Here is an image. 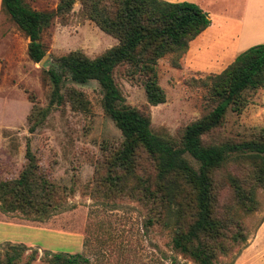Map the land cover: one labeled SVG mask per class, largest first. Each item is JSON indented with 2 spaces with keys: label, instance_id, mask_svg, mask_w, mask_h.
<instances>
[{
  "label": "rangeland",
  "instance_id": "374dc122",
  "mask_svg": "<svg viewBox=\"0 0 264 264\" xmlns=\"http://www.w3.org/2000/svg\"><path fill=\"white\" fill-rule=\"evenodd\" d=\"M188 1L217 16L226 11L224 7L235 13L239 2L244 4V0ZM24 2L38 11H52L60 0ZM212 31L194 39L180 57L168 54L159 60V82L166 93L164 103L150 105L140 77L130 76L123 66L115 71L126 103L149 113L153 132L177 144L187 126L206 115L216 104L210 86L204 83L206 76L221 72L236 55L248 49L239 53L228 36L224 42H230V54L211 62L204 50L212 38L211 33L220 37L219 28ZM41 41L47 52L42 64L30 58V38L3 10L0 0V181L19 177L29 163L27 150L30 148L38 164V173L61 186L66 193L64 206L49 220L34 221L38 225L36 229L16 232L33 242L23 243L26 250L17 263L28 264L30 258L36 256L29 264H49L53 253L63 252L82 253L87 259L82 260L83 264H194L172 249L171 228L146 225L147 209L142 203L130 197L108 199L92 192L97 169L105 172L106 165L125 139L104 110L100 84L96 80L82 83L69 78L62 84L66 94L64 103L49 106L54 88L49 69H59L57 58L76 50L95 58L117 45L119 40L85 16L82 1L76 0L65 18H56L43 31ZM70 88L84 94L85 109H78L70 102L67 95ZM261 91L247 97L248 104L241 113L229 108L223 123L203 136L204 144L259 138L264 128V112L260 108L264 90ZM143 157L144 169L154 174L152 159L146 154ZM186 157L199 167L194 157L189 154ZM242 172L231 163L216 175L220 203L234 200L228 176ZM247 172L245 169L244 175ZM256 196V210L243 214V218L242 211L238 210V218L248 235L245 247L239 254L233 249L221 255L220 264L231 261L234 264H264V233L260 234L264 225V189H257ZM0 213L27 220L19 211L5 212L1 204ZM9 245L0 244V259Z\"/></svg>",
  "mask_w": 264,
  "mask_h": 264
},
{
  "label": "trees",
  "instance_id": "16d2710c",
  "mask_svg": "<svg viewBox=\"0 0 264 264\" xmlns=\"http://www.w3.org/2000/svg\"><path fill=\"white\" fill-rule=\"evenodd\" d=\"M75 1L60 0L55 10L38 11L24 0H2L3 10L30 38L28 53L33 61L40 62L47 53L41 41L43 31L56 18H65ZM81 1L83 14L119 42L95 58L79 50L57 58L59 69H49L54 83L49 106L64 103L62 84L69 78L100 84L104 110L125 139L105 172L97 169L92 192L108 199L130 197L142 203L147 209L146 225L171 228L172 249L194 264H220L221 255L233 249L235 254L241 253L248 235L238 210L242 211L241 218L256 210L257 189H264V128L259 138L253 139L204 144L203 136L223 123L229 108L241 113L248 104L247 97L264 89V43L249 47L221 72L206 76L204 83L210 86L216 104L187 126L177 144L153 132L149 113L126 103L115 71L123 66L130 76L140 77L150 105L164 103L166 93L159 82L158 62L168 54L180 57L187 52L191 42L211 25L209 13L188 0ZM67 93L73 106L87 107L82 92L70 88ZM143 154L152 159L154 174L144 169ZM186 154L194 157L199 167ZM27 158L29 163L18 178L0 181V204L5 212L19 211L26 219L45 222L64 206L66 193L38 173L30 148ZM231 163L243 172L229 174L227 182L234 200L222 204L215 187L216 175ZM5 243L10 245L0 264H18L26 247L23 243ZM36 258L32 256L28 264ZM83 259L82 253L58 252L51 255L49 264H83Z\"/></svg>",
  "mask_w": 264,
  "mask_h": 264
},
{
  "label": "crops",
  "instance_id": "0c3cea01",
  "mask_svg": "<svg viewBox=\"0 0 264 264\" xmlns=\"http://www.w3.org/2000/svg\"><path fill=\"white\" fill-rule=\"evenodd\" d=\"M224 10L226 11L218 16L214 14L213 11H207L212 19V23L204 32L209 33L216 27L220 30V37L214 36L211 33L212 38L204 50V55H207L211 62L223 59L230 54V42H228L229 44L224 42V39H227L228 36L232 39V45L238 47L239 53L243 49L264 43V0H244V4L240 1L238 12L235 13L232 10L226 9V7H224ZM218 18H220L219 21ZM261 102L262 105L260 108L263 113L264 100L262 95ZM37 226L38 225H36L34 221L10 217L0 213V243L13 242L25 243L27 245L32 244L33 242L30 240L21 238L23 236L19 233L36 229ZM263 233L264 225L260 229V234Z\"/></svg>",
  "mask_w": 264,
  "mask_h": 264
},
{
  "label": "water",
  "instance_id": "95a60500",
  "mask_svg": "<svg viewBox=\"0 0 264 264\" xmlns=\"http://www.w3.org/2000/svg\"><path fill=\"white\" fill-rule=\"evenodd\" d=\"M46 56L47 55H45L44 58L41 60V62H40L41 64L44 63V60H45Z\"/></svg>",
  "mask_w": 264,
  "mask_h": 264
}]
</instances>
